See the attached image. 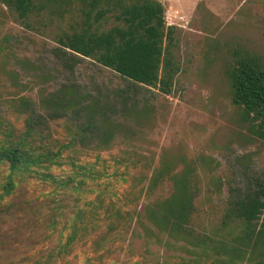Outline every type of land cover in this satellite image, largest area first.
Listing matches in <instances>:
<instances>
[{"label":"rangeland","instance_id":"obj_1","mask_svg":"<svg viewBox=\"0 0 264 264\" xmlns=\"http://www.w3.org/2000/svg\"><path fill=\"white\" fill-rule=\"evenodd\" d=\"M159 1L166 6L167 26L174 29L171 53L178 73L170 94L134 85L91 59L64 67L54 50L59 46L57 36L71 31L78 19L74 6L63 17L50 15L49 10L30 16L28 28L0 0V116L22 129L24 117L12 107L18 96L38 101L74 87L117 103L112 92L124 90L130 100L139 102L140 111L147 107L146 114L113 111L117 121L113 136H98L82 152L83 162L92 164L100 155L104 159L100 167L123 174L110 186L119 194L116 207L143 213L150 201L170 196L173 184L168 178L153 192H143L164 162L179 173L188 172L194 184L192 236L157 239L135 220L109 251L107 242L96 252L90 241L64 264H85V259L75 258L84 253L92 258L103 254V264H264L259 251L251 257L232 253V247H241L236 242L240 232L223 226L233 195L230 189L240 195L264 180V142L250 133L242 109L232 103L226 75L246 57L264 64V0ZM72 116L51 123L53 142L68 140ZM116 158L128 159L118 165ZM6 174L0 168V196ZM50 190L34 180L18 181L16 192L0 201V264H51L48 254L59 236L49 237L46 225L54 207ZM105 226L99 227L104 236ZM224 246L230 252L217 253Z\"/></svg>","mask_w":264,"mask_h":264},{"label":"trees","instance_id":"obj_2","mask_svg":"<svg viewBox=\"0 0 264 264\" xmlns=\"http://www.w3.org/2000/svg\"><path fill=\"white\" fill-rule=\"evenodd\" d=\"M1 4L28 28H32L26 22L30 16L49 10L50 15L63 17L74 6L78 19L71 24V31L57 36L59 46L54 50L64 67L73 68L81 60L91 59L134 85L171 93L178 70L171 53L174 29L167 26L163 2L1 0ZM226 75L232 103L242 109V118L250 133L264 142V64L259 59L246 57L229 68ZM112 95L117 103L109 97L105 101L101 97L87 96L74 87H63L38 101L26 96L13 99L15 112L24 117L22 129L6 123L0 116V168L7 172L0 201L16 192L18 181L34 180L51 189L54 207L46 225L49 237L58 234L59 238L48 254V263L64 264L76 249L90 241L96 252L107 242L106 251H109L130 231L135 220L148 234L152 231L157 239L164 235L169 238L193 235L190 224L195 212V194L188 172L179 173L173 164L164 162L143 192H153L166 178L171 180L173 191L167 198L150 201L140 213L116 207L119 194L110 186L113 178L123 174L116 171L110 174L108 169L100 167V162L104 161L100 155L92 164L82 161L88 142L100 135L113 136L117 123L113 111L146 114L147 107L140 111L139 102L130 100L126 91L116 90ZM70 116L75 120L68 140L53 142L51 123ZM127 159L113 161L124 165ZM57 170L64 173L59 174ZM124 181L127 180L124 178ZM254 187L240 195L239 190L230 189L233 195L223 219L225 228L234 227L240 232L236 242L241 247H232L231 252L244 257L258 251L264 257V180L256 181ZM103 223L106 236L100 234L99 227ZM94 236L97 237L93 239ZM221 250L230 252L224 246L217 253ZM102 255L92 258L84 253L81 257L75 254V258L85 259V264H103Z\"/></svg>","mask_w":264,"mask_h":264}]
</instances>
